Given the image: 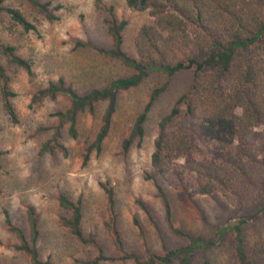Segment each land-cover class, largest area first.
<instances>
[{
    "label": "rangeland",
    "instance_id": "rangeland-1",
    "mask_svg": "<svg viewBox=\"0 0 264 264\" xmlns=\"http://www.w3.org/2000/svg\"><path fill=\"white\" fill-rule=\"evenodd\" d=\"M48 4L54 14L47 18L26 0H5V6L18 7L35 30H24L5 12H0V41L11 44L15 52L32 63L34 74L29 76L19 65L8 62L0 53V63L9 76L8 87L16 94L11 97L18 122H12L0 98V264H30L16 248L17 240L7 229L3 210L8 209L13 222L25 228L26 209L32 205L39 214L41 238L40 255L53 264H77L76 259L90 260L94 248L78 242L61 224L59 217L66 214L58 204L63 192L72 199L81 197L82 227L86 234L101 242L106 255L118 254L104 226L106 193L101 186L107 183L114 192V210L121 232L123 248L139 257L153 252L163 254L166 249L187 242V237L172 234L164 218V209L157 184L169 193L173 208V223L191 235L211 238L218 225L228 221L242 204L225 197L221 192L189 195L194 173L187 167L180 186L166 185L154 173L151 158L158 136V123L175 100L186 91L190 72L177 74L170 80L151 105L144 123V136L139 146L122 151V139L129 133L137 114L143 109L151 92L165 82L163 76L152 73L140 84L117 94L116 109L110 130L103 140L102 150L92 151L84 162L85 148L94 139L101 122L106 101L96 103L92 113H81L76 126L78 135L71 137L62 129L61 141L67 155L55 151L41 152L49 132H38L39 126L52 127L57 123L55 112L65 109L69 99L65 95L32 101L36 91L48 81L63 77L65 83L78 93L102 87L110 80L130 73L118 60L90 49L76 47L77 39L109 48L112 37L107 29L105 8L113 6L116 20L126 19L122 31L124 51L136 57L135 36L140 26L151 18L147 10H134L126 0H39ZM60 4L58 8H54ZM262 126L255 127L260 132ZM200 145L196 158H212L213 153ZM197 154V151L195 152ZM180 163L186 164L184 158ZM256 189L264 191V175ZM178 183V181H177ZM240 212V211H239ZM137 217L144 231L143 238L133 222ZM242 235L249 255L256 241H264V215L247 218ZM209 260V263L205 262ZM98 264H136L130 259L101 261ZM159 264V263H157ZM171 264H177L174 260ZM191 264H236L231 235L225 234L217 243L204 250L198 249Z\"/></svg>",
    "mask_w": 264,
    "mask_h": 264
},
{
    "label": "trees",
    "instance_id": "trees-1",
    "mask_svg": "<svg viewBox=\"0 0 264 264\" xmlns=\"http://www.w3.org/2000/svg\"><path fill=\"white\" fill-rule=\"evenodd\" d=\"M26 1L47 18L54 17L47 3ZM4 2L0 0V12L8 14L24 30L36 29V25L18 7L5 6ZM126 4L134 10H147L151 18L140 26L135 36L136 57L127 54L122 47V31L127 20L117 21L112 5L105 8L111 47H98L80 39L75 41V45L118 60L130 73L84 93H78L67 85L63 77L50 80L39 88L32 96L34 102L57 95H65L69 99L65 109L55 112V125L39 126V133L49 132V137L41 144V152L57 151L67 155V148L61 141L62 129L65 128L71 137H77L78 116L84 112L92 113L96 103L105 100L98 130L85 148L83 160L86 162L92 151L99 153L102 150L116 109L118 92L134 87L156 73L163 76L165 82L152 90L149 100L121 142L123 152L133 145L139 146L151 105L172 78L187 71L190 72V80L186 91L158 123L159 133L151 158L154 173L166 185L176 181L175 184L180 186L184 175L179 171L187 167L194 173L193 188L188 190L184 186L189 195L221 192L232 201V196L236 195L243 211L239 208L232 212L228 221L216 227L211 238L191 235L174 225L169 193L157 184L168 229L177 236H186L187 242L166 249L163 254L147 251L139 257L135 252L124 250L114 210L113 188L102 183L107 212L104 226L119 252L109 256L95 236L84 232L81 197L74 200L61 192L58 204L66 214L59 217L60 224L78 242L96 251L90 260L76 259V263L98 264L105 260L132 258L136 264H171L174 260L177 264H191L198 249L213 246L229 234L233 240L236 264H264V241H256L249 255L242 235V225L247 218L264 215V191L256 189L259 177L264 175V0H126ZM59 6L57 4L54 8ZM0 53L8 62L21 66L29 76L34 74L32 63L17 54L13 45L0 41ZM8 81L9 76L0 63V98L5 112L16 123L18 116L11 101L16 93L8 87ZM258 126L263 129L255 132L254 128ZM200 145L211 148L213 157L196 158L201 151ZM180 158H184L185 165L179 162ZM3 214L7 229L17 240L16 248L28 262L53 264L40 255V220L35 207L30 205L26 209L25 228L12 221L8 209H4ZM133 222L143 238L144 231L136 216ZM205 262L209 263V260Z\"/></svg>",
    "mask_w": 264,
    "mask_h": 264
}]
</instances>
